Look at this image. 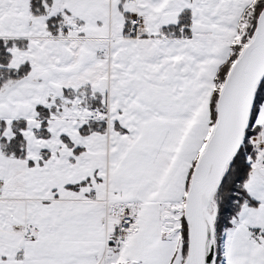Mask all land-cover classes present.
<instances>
[{
	"label": "snow or ice",
	"instance_id": "1",
	"mask_svg": "<svg viewBox=\"0 0 264 264\" xmlns=\"http://www.w3.org/2000/svg\"><path fill=\"white\" fill-rule=\"evenodd\" d=\"M0 264H264V0H0Z\"/></svg>",
	"mask_w": 264,
	"mask_h": 264
}]
</instances>
